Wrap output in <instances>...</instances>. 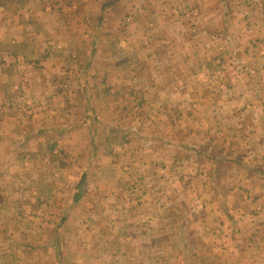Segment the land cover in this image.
I'll return each mask as SVG.
<instances>
[{"label": "rangeland", "instance_id": "obj_1", "mask_svg": "<svg viewBox=\"0 0 264 264\" xmlns=\"http://www.w3.org/2000/svg\"><path fill=\"white\" fill-rule=\"evenodd\" d=\"M7 1L10 14L24 4ZM186 1L191 6L204 2ZM158 2L161 7L153 9L165 10L175 1ZM207 2L215 17L200 20L183 10L184 21L178 25L159 14L154 24L140 26L142 38L131 33V46L111 58L103 49L119 51L122 35H128L127 13L119 12L117 24L102 26L121 42L102 38L100 77L94 80L92 70L79 76L91 86L82 90L77 74H60L68 79L55 90L63 93V102H49L48 110L43 99L35 109L13 107L27 115L26 128L38 130L39 136L19 138L26 143L18 153L0 152V208L12 203L2 201L12 194L14 209L32 211L29 217L21 219L19 213L15 218L31 228L18 237L30 236L28 245H52L24 253L28 260L46 255V264L62 258V264H227L229 250L222 248L217 228L227 225L222 220L229 221L227 208L234 203L226 201L223 184H229L228 169L235 173V163L241 167V157L251 151L244 142L254 129L245 126L251 124L242 117L247 106L236 95L231 104L224 103L229 95L223 87L235 76L228 73L229 66L264 84V0ZM165 30L176 34V41L163 40ZM173 43L175 56L166 51ZM241 50L246 52L240 55ZM118 60L121 72H109L106 66L111 70ZM171 63L180 72L160 80L168 88L149 89L147 78L157 73L145 67ZM174 80L180 88L170 86L168 81ZM251 91L247 89L246 100L264 97V90L255 91L257 95ZM258 107V115L264 116V105L247 109L255 112ZM34 113L41 114L35 122L28 117ZM46 120L69 135L46 131ZM81 180L84 197L72 201ZM3 210L0 219L11 222L14 218ZM209 210H216L214 216L207 215ZM46 223L51 226L44 227Z\"/></svg>", "mask_w": 264, "mask_h": 264}, {"label": "crops", "instance_id": "obj_2", "mask_svg": "<svg viewBox=\"0 0 264 264\" xmlns=\"http://www.w3.org/2000/svg\"><path fill=\"white\" fill-rule=\"evenodd\" d=\"M161 1L165 2V0ZM174 1L173 7L164 10L163 8H152V6L161 7L158 0H37V2L36 0H24V4L20 5L19 10L14 11L13 14L9 13L7 0L0 2V11L4 13L0 22V109H2L0 114V152L18 153L23 148L22 145L26 143L23 142V139L20 140L21 137L31 139L39 136L38 130L26 128L27 115H23V111L13 108L14 106H25V108L27 106L30 109H35V106L38 105L36 102L43 99L47 105L44 109L48 110L49 102H63V93L55 94V90L62 89L61 81L65 82L68 79H61L60 74H77L76 79L78 84L80 81L82 82L80 84L82 90L91 85L87 84L89 81L86 83V80H79L81 74L92 70L94 80L96 76L100 77L103 71L102 38L110 42H118V40L121 42V38H118L112 29H109V34H107L102 26L107 23L117 24L119 12L127 13L125 20L127 21L128 35H122L123 41L117 47L119 51L110 49L109 54L106 49H103L104 54L111 55V58L118 56L120 52L125 53V47L131 46L130 34L140 35V26L144 23L154 24L159 14L163 20L169 21L168 24L178 25L181 20L184 21V14L180 16V12L183 10L191 16L197 15L200 20H203L204 17L205 19L215 17L211 16L212 12L211 8L207 7V0L194 6H191L186 0H179V3ZM142 17H145V22L140 19ZM120 23L123 21L120 20ZM170 31L165 30L162 39L176 41V34ZM140 36L142 38V35ZM88 41L90 45L83 46V42L85 44ZM166 49H169L166 50L169 55H174L177 52L175 43ZM245 52L241 50L239 54ZM119 64L118 60L115 68L114 63L111 70L108 66L106 67L109 72L120 73ZM145 69L153 74L157 73L156 77L147 78L146 82L151 83L149 89L168 88L167 84L161 83L160 80H166L169 72L174 74V78L176 71L180 72V67L176 68V65L172 63L167 67L162 64L145 67ZM226 69L228 73L235 74V76L231 81L232 85L229 83L228 86L223 87L224 93L229 95L228 98L223 97L224 103L231 104L236 95L235 100H239L247 106L243 109L245 113L242 112V117L243 120L249 117L248 121L251 124L245 126L253 125L250 129L254 130L244 142L245 146L252 147V149L241 157L243 159L240 163L241 167L235 163V167H237L235 173V169H228L231 174L227 178L229 184H223L227 194L225 199L229 203L233 202L234 205H232V209L227 208V214H230L231 220H222L227 225L217 228L218 236L223 238L222 248L229 250L225 254L227 264H264V127L260 126L264 116L258 115L259 107L255 112L247 109L251 105H264V97L246 100L250 98L246 95L247 89L252 87L251 92L253 95H257L255 91L264 90V84H259L246 73L234 69L233 66L226 67ZM73 81L76 82V80ZM168 82L173 89L180 88V82L176 83L175 80L173 83ZM105 87L112 88L109 84ZM35 88L43 91L33 93L32 89ZM49 89L52 90L53 95L48 92ZM97 94L98 92H95L94 96ZM66 97L68 98V96ZM53 113L52 111L51 115ZM28 117H32L29 120L35 122L38 120L37 117L41 118V114H28ZM46 122L49 124H46V131L53 133L58 130V134L63 137L69 135L65 128L52 125L49 120ZM49 150L54 151L55 147H50ZM11 163L14 161L10 160ZM250 165L254 166L250 167ZM243 167L248 171H244ZM255 172L260 173L254 175ZM2 180L4 181V178H1ZM82 184H84L83 181H79L75 185L76 192L71 196L72 201L83 199L84 196L80 193ZM2 201L12 203L7 204L5 206L7 208H0V217L3 216L2 210L5 209V212H9L6 216L14 219H11V222L0 219V264H36V261L39 264H46L48 258L46 255L37 258L41 259L39 262L37 259H33L34 257L28 260V256L23 254L52 245L46 244V242L40 247H38V242L28 245L27 243L31 241L30 236L26 238L25 235H20V237L17 235L18 233H27L31 228L24 222L19 224L15 218L19 213L23 217L21 219L29 217L32 211L28 208L21 212L20 208L14 209L12 194L4 196ZM67 213L68 211L65 210L64 215L67 216ZM215 213L216 210L214 212L209 210L207 215L214 216ZM47 225L46 223L44 227L51 226ZM62 225L64 223L60 224V226ZM44 239L46 241V238ZM52 243L53 241H51ZM27 248H30L29 251L25 250ZM16 249L20 254L16 255ZM62 263L63 258L57 262V264Z\"/></svg>", "mask_w": 264, "mask_h": 264}, {"label": "trees", "instance_id": "obj_3", "mask_svg": "<svg viewBox=\"0 0 264 264\" xmlns=\"http://www.w3.org/2000/svg\"><path fill=\"white\" fill-rule=\"evenodd\" d=\"M83 180H81V182H82Z\"/></svg>", "mask_w": 264, "mask_h": 264}]
</instances>
